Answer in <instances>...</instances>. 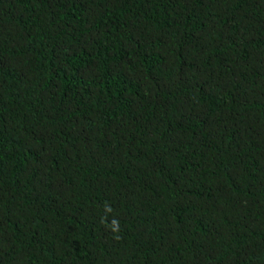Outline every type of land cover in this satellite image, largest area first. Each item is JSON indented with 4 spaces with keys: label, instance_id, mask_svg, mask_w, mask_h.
I'll return each instance as SVG.
<instances>
[{
    "label": "trees",
    "instance_id": "16d2710c",
    "mask_svg": "<svg viewBox=\"0 0 264 264\" xmlns=\"http://www.w3.org/2000/svg\"><path fill=\"white\" fill-rule=\"evenodd\" d=\"M0 264H264V0H0Z\"/></svg>",
    "mask_w": 264,
    "mask_h": 264
}]
</instances>
